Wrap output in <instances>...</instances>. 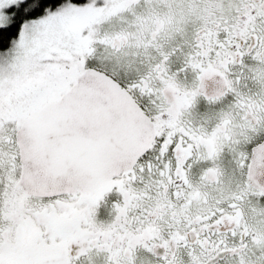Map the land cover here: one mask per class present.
Returning a JSON list of instances; mask_svg holds the SVG:
<instances>
[{
	"label": "snow or ice",
	"instance_id": "obj_1",
	"mask_svg": "<svg viewBox=\"0 0 264 264\" xmlns=\"http://www.w3.org/2000/svg\"><path fill=\"white\" fill-rule=\"evenodd\" d=\"M0 264H264V0H0Z\"/></svg>",
	"mask_w": 264,
	"mask_h": 264
}]
</instances>
